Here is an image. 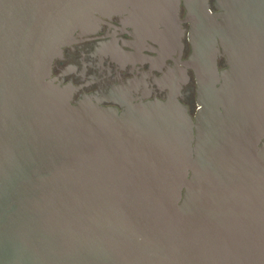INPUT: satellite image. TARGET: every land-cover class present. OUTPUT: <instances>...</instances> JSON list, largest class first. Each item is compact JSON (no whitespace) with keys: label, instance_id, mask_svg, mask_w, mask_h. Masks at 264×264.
I'll return each mask as SVG.
<instances>
[{"label":"water","instance_id":"95a60500","mask_svg":"<svg viewBox=\"0 0 264 264\" xmlns=\"http://www.w3.org/2000/svg\"><path fill=\"white\" fill-rule=\"evenodd\" d=\"M214 7L0 0V264H264V0ZM98 16L163 58L188 24L194 119L173 92L71 103L52 62Z\"/></svg>","mask_w":264,"mask_h":264},{"label":"flooded vegetation","instance_id":"af4514ba","mask_svg":"<svg viewBox=\"0 0 264 264\" xmlns=\"http://www.w3.org/2000/svg\"><path fill=\"white\" fill-rule=\"evenodd\" d=\"M209 3L211 12H217L214 0ZM184 14L180 5V19ZM182 28L180 50L173 49L170 58H163L158 44L138 38L122 17L98 16L90 33L75 34L74 40L62 48L61 56L52 62L51 78L74 89L72 104L90 96L100 106L118 111L122 110L118 104L122 98L129 97L134 102L165 101L173 92L194 119L199 108L196 81L193 71L181 63L191 53L188 24ZM226 61V55L218 57V70L228 68Z\"/></svg>","mask_w":264,"mask_h":264}]
</instances>
